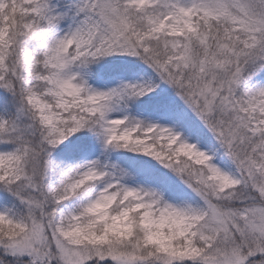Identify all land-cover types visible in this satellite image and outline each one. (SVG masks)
<instances>
[{
  "label": "snow or ice",
  "instance_id": "6c2138e0",
  "mask_svg": "<svg viewBox=\"0 0 264 264\" xmlns=\"http://www.w3.org/2000/svg\"><path fill=\"white\" fill-rule=\"evenodd\" d=\"M0 264H264V0H0Z\"/></svg>",
  "mask_w": 264,
  "mask_h": 264
}]
</instances>
